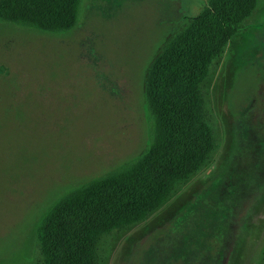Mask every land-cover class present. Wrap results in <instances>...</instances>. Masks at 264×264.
I'll return each mask as SVG.
<instances>
[{
  "label": "rangeland",
  "instance_id": "obj_1",
  "mask_svg": "<svg viewBox=\"0 0 264 264\" xmlns=\"http://www.w3.org/2000/svg\"><path fill=\"white\" fill-rule=\"evenodd\" d=\"M206 4L81 0L64 31L0 19V264H43L41 215L147 145L145 65ZM243 24L202 83L212 158L82 264H264V0Z\"/></svg>",
  "mask_w": 264,
  "mask_h": 264
},
{
  "label": "trees",
  "instance_id": "obj_2",
  "mask_svg": "<svg viewBox=\"0 0 264 264\" xmlns=\"http://www.w3.org/2000/svg\"><path fill=\"white\" fill-rule=\"evenodd\" d=\"M206 1L197 15L161 40L145 65L147 145L131 160L64 193L41 215L36 235L43 264H82L87 252L91 259L94 239L145 219L212 158L202 83L213 59L245 28L257 0ZM80 4L0 0V19L64 31L74 25Z\"/></svg>",
  "mask_w": 264,
  "mask_h": 264
}]
</instances>
